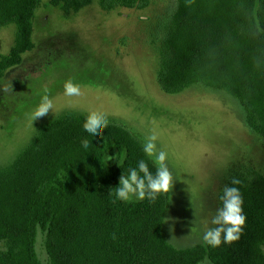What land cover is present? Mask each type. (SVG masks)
<instances>
[{
  "label": "trees",
  "instance_id": "trees-1",
  "mask_svg": "<svg viewBox=\"0 0 264 264\" xmlns=\"http://www.w3.org/2000/svg\"><path fill=\"white\" fill-rule=\"evenodd\" d=\"M42 0H0V26L15 25L0 78L33 47V19ZM109 12L145 8L149 0H49L64 15L92 2ZM159 47L157 81L179 93L200 85L236 99L248 129L264 144V0H176ZM86 113L64 111L0 167V264H264V175L241 164L226 185L242 197L239 238L218 247L177 249L162 235L168 193L155 202L115 199L121 174L144 160L156 167L129 130L108 123L102 135L83 128ZM90 141L87 149L81 141ZM110 158V159H109ZM222 195V194H221ZM220 195V196H221ZM222 206V203L220 201ZM43 235L46 261L35 250Z\"/></svg>",
  "mask_w": 264,
  "mask_h": 264
},
{
  "label": "rangeland",
  "instance_id": "rangeland-1",
  "mask_svg": "<svg viewBox=\"0 0 264 264\" xmlns=\"http://www.w3.org/2000/svg\"><path fill=\"white\" fill-rule=\"evenodd\" d=\"M175 5L176 0H149L142 9L106 12L94 1L66 16L42 0L33 19L34 47L0 78V167L38 125L64 111L105 114L142 146L155 132L174 178L162 235L173 247L190 249L205 245L204 230L213 227L231 170L244 164L264 175V144L246 126L240 103L224 91L192 85L167 93L160 87L158 51ZM15 30L14 24L0 26V55L10 51ZM70 78L80 96L65 95ZM45 87L54 107L31 122ZM35 250L45 262L40 231Z\"/></svg>",
  "mask_w": 264,
  "mask_h": 264
},
{
  "label": "clouds",
  "instance_id": "clouds-1",
  "mask_svg": "<svg viewBox=\"0 0 264 264\" xmlns=\"http://www.w3.org/2000/svg\"><path fill=\"white\" fill-rule=\"evenodd\" d=\"M64 92L69 97L82 94L80 86L74 83L71 78L65 81ZM53 107V101L49 97V89L45 87L39 105L31 114V122L47 116ZM107 126V116L95 110L88 112L83 123L84 130L92 136L102 135ZM157 140L158 135L153 132L145 138L143 146L144 153L153 158L156 165L155 173L150 171L144 160H140L136 167L129 168L127 175H120L113 203L116 200L132 202L133 199L138 201L147 199L149 202H155L159 194L171 191L174 181L173 174L166 163L167 153L158 150ZM81 144L83 148L87 149L90 141L84 139ZM240 183L239 179L233 178L231 186L226 185L223 188V194L219 197L222 206L216 209L215 215L211 218L210 223L213 227H207L204 230L202 236L204 244L210 247H218L222 243V235L224 243H231L239 238L246 220L243 214V201L240 191L234 186ZM198 264H211V261L205 256Z\"/></svg>",
  "mask_w": 264,
  "mask_h": 264
}]
</instances>
